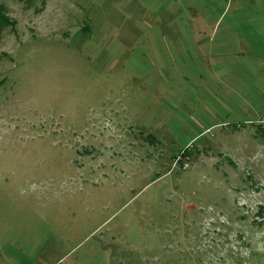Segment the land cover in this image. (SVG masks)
I'll return each instance as SVG.
<instances>
[{
  "label": "rangeland",
  "instance_id": "obj_1",
  "mask_svg": "<svg viewBox=\"0 0 264 264\" xmlns=\"http://www.w3.org/2000/svg\"><path fill=\"white\" fill-rule=\"evenodd\" d=\"M0 264H264V0H0Z\"/></svg>",
  "mask_w": 264,
  "mask_h": 264
}]
</instances>
